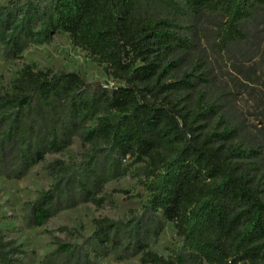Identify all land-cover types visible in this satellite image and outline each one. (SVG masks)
Here are the masks:
<instances>
[{
    "label": "trees",
    "instance_id": "obj_1",
    "mask_svg": "<svg viewBox=\"0 0 264 264\" xmlns=\"http://www.w3.org/2000/svg\"><path fill=\"white\" fill-rule=\"evenodd\" d=\"M264 0H10L0 3V58L22 57L56 33L107 65L111 89L80 75L25 63L0 86V178L22 180L39 164L52 180L23 207L28 229L90 203L114 206L127 194L105 187L132 165L147 193L141 216L94 220L79 243H55L43 264H264V183L255 181L257 152L233 144L234 132L207 130L215 106L194 77L174 76L194 49L193 27L212 20L220 49L247 38ZM187 24H191L188 26ZM195 80H194V79ZM77 158L46 162L74 140ZM133 160L125 165L124 160ZM174 224L180 247L164 258L150 249ZM0 264H25L0 233Z\"/></svg>",
    "mask_w": 264,
    "mask_h": 264
},
{
    "label": "rangeland",
    "instance_id": "obj_2",
    "mask_svg": "<svg viewBox=\"0 0 264 264\" xmlns=\"http://www.w3.org/2000/svg\"><path fill=\"white\" fill-rule=\"evenodd\" d=\"M9 1L0 0V3ZM245 30L246 40L231 44L224 52L219 46L218 26L214 21L195 25L192 30L195 49L181 58L174 76L178 80L186 72L201 78V81L193 78L197 89L215 106L207 130L221 131L228 127L234 132L233 144L255 150L259 157L255 181L264 183V13L248 23ZM25 63H35L55 72L76 73L87 84L115 83L108 75L107 65L73 45L68 34L56 33L48 43L32 44L19 59L0 58V86L8 89ZM81 151V143L75 139L64 153L46 156V162L77 158ZM132 161L123 162L129 165ZM138 167L132 165L126 176L105 187L108 194L114 190L128 192L114 194V206L105 204L97 208L90 203L81 204L58 213L44 226L32 229L24 224L23 207L52 184L44 164L35 166L19 181L0 178V233L21 250L25 264H43L56 242L76 244L80 242L79 235L89 237L94 231V220L108 218L126 222L141 216L148 195L136 178ZM179 247L180 238L174 224L165 222L150 249L167 258ZM139 259V256L125 262L106 259L99 264H140Z\"/></svg>",
    "mask_w": 264,
    "mask_h": 264
},
{
    "label": "built area",
    "instance_id": "obj_3",
    "mask_svg": "<svg viewBox=\"0 0 264 264\" xmlns=\"http://www.w3.org/2000/svg\"><path fill=\"white\" fill-rule=\"evenodd\" d=\"M114 84H109V85H103L104 88H108V89H111L113 88Z\"/></svg>",
    "mask_w": 264,
    "mask_h": 264
},
{
    "label": "water",
    "instance_id": "obj_4",
    "mask_svg": "<svg viewBox=\"0 0 264 264\" xmlns=\"http://www.w3.org/2000/svg\"><path fill=\"white\" fill-rule=\"evenodd\" d=\"M93 85L96 86V87L103 86L101 82L94 83Z\"/></svg>",
    "mask_w": 264,
    "mask_h": 264
}]
</instances>
